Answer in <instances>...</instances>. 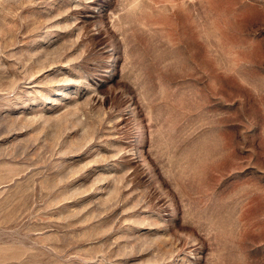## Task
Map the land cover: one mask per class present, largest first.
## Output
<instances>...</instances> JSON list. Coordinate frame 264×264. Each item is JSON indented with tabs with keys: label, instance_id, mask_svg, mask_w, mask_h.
Returning a JSON list of instances; mask_svg holds the SVG:
<instances>
[{
	"label": "rangeland",
	"instance_id": "1",
	"mask_svg": "<svg viewBox=\"0 0 264 264\" xmlns=\"http://www.w3.org/2000/svg\"><path fill=\"white\" fill-rule=\"evenodd\" d=\"M0 264H264V0H0Z\"/></svg>",
	"mask_w": 264,
	"mask_h": 264
},
{
	"label": "bare ground",
	"instance_id": "2",
	"mask_svg": "<svg viewBox=\"0 0 264 264\" xmlns=\"http://www.w3.org/2000/svg\"><path fill=\"white\" fill-rule=\"evenodd\" d=\"M109 56H111V54Z\"/></svg>",
	"mask_w": 264,
	"mask_h": 264
}]
</instances>
